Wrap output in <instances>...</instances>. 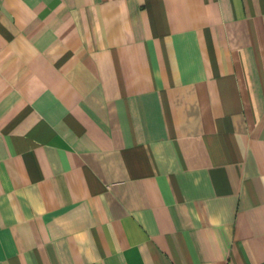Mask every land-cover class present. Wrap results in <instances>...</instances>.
<instances>
[{
  "label": "crops",
  "instance_id": "crops-1",
  "mask_svg": "<svg viewBox=\"0 0 264 264\" xmlns=\"http://www.w3.org/2000/svg\"><path fill=\"white\" fill-rule=\"evenodd\" d=\"M0 264H264V0H0Z\"/></svg>",
  "mask_w": 264,
  "mask_h": 264
}]
</instances>
